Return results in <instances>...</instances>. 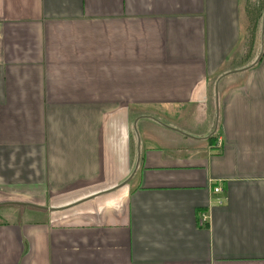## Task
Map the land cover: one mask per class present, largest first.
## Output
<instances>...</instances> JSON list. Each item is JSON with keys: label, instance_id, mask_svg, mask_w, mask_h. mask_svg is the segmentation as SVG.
<instances>
[{"label": "crops", "instance_id": "0c3cea01", "mask_svg": "<svg viewBox=\"0 0 264 264\" xmlns=\"http://www.w3.org/2000/svg\"><path fill=\"white\" fill-rule=\"evenodd\" d=\"M263 11L0 0V264H264Z\"/></svg>", "mask_w": 264, "mask_h": 264}, {"label": "water", "instance_id": "95a60500", "mask_svg": "<svg viewBox=\"0 0 264 264\" xmlns=\"http://www.w3.org/2000/svg\"><path fill=\"white\" fill-rule=\"evenodd\" d=\"M261 34H260V47H259V52H258V55L256 56V58L252 61V63L245 67V68H242V69H246L250 66H252L254 63L257 62V60L259 59L260 57V54L262 52V44H263V33H264V13L262 15V24H261V30H260ZM241 69V70H242ZM215 104H216V124H217V114H218V110H217V97H216V101H215ZM21 205H25V204H21Z\"/></svg>", "mask_w": 264, "mask_h": 264}, {"label": "rangeland", "instance_id": "374dc122", "mask_svg": "<svg viewBox=\"0 0 264 264\" xmlns=\"http://www.w3.org/2000/svg\"><path fill=\"white\" fill-rule=\"evenodd\" d=\"M263 13H264V11H263ZM261 24H262V16H261L260 23H259V32L257 33L258 36H256V39H257V42L256 43H258L259 47H260V34H261L260 30H261Z\"/></svg>", "mask_w": 264, "mask_h": 264}, {"label": "built area", "instance_id": "2783aa9c", "mask_svg": "<svg viewBox=\"0 0 264 264\" xmlns=\"http://www.w3.org/2000/svg\"><path fill=\"white\" fill-rule=\"evenodd\" d=\"M218 143H219V141H218ZM219 190H220L219 187H215V188H213V191H214V192H218ZM203 220H204V217L199 218V221H200V222H202Z\"/></svg>", "mask_w": 264, "mask_h": 264}]
</instances>
